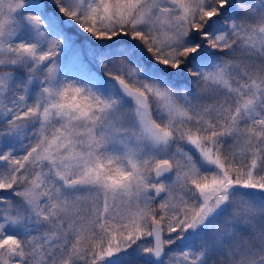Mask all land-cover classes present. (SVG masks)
Returning <instances> with one entry per match:
<instances>
[{
  "label": "snow or ice",
  "instance_id": "1",
  "mask_svg": "<svg viewBox=\"0 0 264 264\" xmlns=\"http://www.w3.org/2000/svg\"><path fill=\"white\" fill-rule=\"evenodd\" d=\"M0 264H264V0H0Z\"/></svg>",
  "mask_w": 264,
  "mask_h": 264
}]
</instances>
